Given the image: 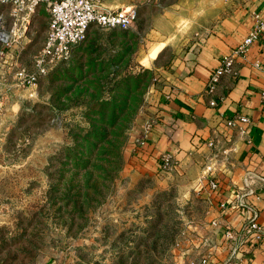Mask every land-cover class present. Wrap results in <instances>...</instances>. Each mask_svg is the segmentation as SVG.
Returning a JSON list of instances; mask_svg holds the SVG:
<instances>
[{
	"label": "rangeland",
	"instance_id": "374dc122",
	"mask_svg": "<svg viewBox=\"0 0 264 264\" xmlns=\"http://www.w3.org/2000/svg\"><path fill=\"white\" fill-rule=\"evenodd\" d=\"M168 1L170 13L158 6L160 0L145 6L129 29L93 26L72 58L34 89L13 73L3 79L0 264H175L184 241L205 229L199 192L185 196L172 189L142 204L138 189L121 187L131 127L117 117L120 109L113 127L105 108L107 101L122 105L137 90L131 97L137 104L134 122L157 60L185 48L197 31L226 16L236 0H214L220 10L208 19L191 12L199 1L184 6V0ZM39 8L43 19L49 18L46 5ZM137 75V85L122 82Z\"/></svg>",
	"mask_w": 264,
	"mask_h": 264
},
{
	"label": "crops",
	"instance_id": "0c3cea01",
	"mask_svg": "<svg viewBox=\"0 0 264 264\" xmlns=\"http://www.w3.org/2000/svg\"><path fill=\"white\" fill-rule=\"evenodd\" d=\"M158 1L107 0V6L137 7L141 15L145 6L155 7ZM185 1L188 0L180 5L184 6ZM196 1L199 5L195 2L191 12L200 14L199 19L213 18L220 10L217 0ZM236 1L221 20L192 35L185 48L176 51L177 47L169 59L162 56L157 60L153 84L129 130L124 149L121 187L127 191L138 189L142 204H150L155 195L172 189L185 196L199 192L203 198L205 229L184 241L175 264H202L204 259L208 264H227L230 255L223 247L224 228L229 225L239 231L247 221L245 209L238 206L240 199L257 206L264 228V184L255 194L240 198L245 193L248 173L264 178V68L254 66L260 61L264 67V49L256 45L248 57L237 58L233 71L222 78L215 95L206 92L221 60L248 36L254 24L253 14L264 15V0ZM171 4L164 0L158 6L168 14L166 6ZM40 12L38 8L27 22L16 23L10 5L0 3L3 23L9 29L14 23L17 25L11 46L4 47L0 42V87L5 85L3 79L7 81L10 74L16 75L21 68L33 71L49 25V18L43 19ZM192 32L195 34V28ZM19 61L30 62L31 66L20 65ZM213 98L218 101L216 107L210 106ZM237 116L252 120L248 134L227 125L228 120ZM148 126L151 132L141 148L139 141ZM165 159L171 160L168 171L161 170ZM209 164L214 165V176L223 185L220 193L211 192L209 180L204 177ZM225 203L227 208L223 209ZM244 264H264V243L245 251Z\"/></svg>",
	"mask_w": 264,
	"mask_h": 264
},
{
	"label": "built area",
	"instance_id": "2783aa9c",
	"mask_svg": "<svg viewBox=\"0 0 264 264\" xmlns=\"http://www.w3.org/2000/svg\"><path fill=\"white\" fill-rule=\"evenodd\" d=\"M0 3L10 5L11 16L16 23L27 22L41 5H47L49 12L47 37L40 54L35 59L33 71L23 68L16 73V78L21 84L33 89L55 66L72 58L73 49L87 40L93 26L101 29H129L139 20L137 7L111 9L107 6V0H0ZM253 20L254 24L248 36L221 60L213 72L206 88L208 94L215 95L222 78L233 71L237 58L248 57L251 49L256 45L264 49V15L255 12ZM16 23L12 29H9L0 16V42L4 47L11 46ZM254 66L259 69L264 68L260 61H256ZM262 98L264 100V92ZM217 105L218 101L213 98L210 106ZM227 125L238 127L240 133L246 135L249 133L252 120L247 116H237L228 120ZM150 132L148 126L144 137L139 141L141 148L145 146V140ZM171 165V160L165 159L161 170L168 171ZM214 173L213 164L205 166L204 177L209 180L210 191L220 193L223 185ZM244 183L245 193L240 198L255 194L261 184H264V178L248 173ZM238 206L245 209L247 221L239 231H235L229 225L224 228L223 247L230 255L227 264H244L245 251L253 245L264 243V228L259 222L260 213L257 206L243 199H240ZM222 208L226 209L227 204H223ZM202 264H208V260L204 259Z\"/></svg>",
	"mask_w": 264,
	"mask_h": 264
},
{
	"label": "trees",
	"instance_id": "16d2710c",
	"mask_svg": "<svg viewBox=\"0 0 264 264\" xmlns=\"http://www.w3.org/2000/svg\"><path fill=\"white\" fill-rule=\"evenodd\" d=\"M139 81H140V78H139V75H137V76H131L128 80L125 79L122 82H126V83L129 82L130 85H133L134 83H136V85H137L139 83ZM128 87H129V85L126 88H128ZM134 94H137V90L131 91L130 96L132 97ZM131 97L130 98L124 97V101H123L122 105L117 104V102H111V101H107L105 104V108H107V110H108V108H109V110H111L110 116L112 118L119 114V113H117V111L120 109V111H121L120 116L118 115L117 117H119V120L121 118L125 117L126 120H124L123 126L128 124L129 128L132 126L133 119H134L133 117L136 115V110H137V104L136 105L132 104V102L134 101L135 98L131 99ZM117 117L113 118V125H112L113 127H115L119 122V120L117 121ZM129 128L126 127V129H129ZM89 136H91V134Z\"/></svg>",
	"mask_w": 264,
	"mask_h": 264
}]
</instances>
